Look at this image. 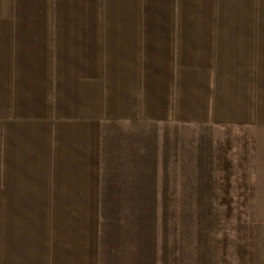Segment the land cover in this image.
<instances>
[{
  "label": "crops",
  "instance_id": "obj_1",
  "mask_svg": "<svg viewBox=\"0 0 264 264\" xmlns=\"http://www.w3.org/2000/svg\"><path fill=\"white\" fill-rule=\"evenodd\" d=\"M159 124L264 133V0H0V264H101Z\"/></svg>",
  "mask_w": 264,
  "mask_h": 264
},
{
  "label": "trees",
  "instance_id": "obj_2",
  "mask_svg": "<svg viewBox=\"0 0 264 264\" xmlns=\"http://www.w3.org/2000/svg\"><path fill=\"white\" fill-rule=\"evenodd\" d=\"M197 155L184 162L189 168L183 163L182 180L165 176L156 183L142 178L128 185L135 196L121 220V248L116 253L103 211L101 264H229L218 226L224 214L232 213L237 195L231 178L218 179L211 149L202 145ZM260 249L256 257L264 261V247ZM245 257L238 264H249Z\"/></svg>",
  "mask_w": 264,
  "mask_h": 264
},
{
  "label": "rangeland",
  "instance_id": "obj_3",
  "mask_svg": "<svg viewBox=\"0 0 264 264\" xmlns=\"http://www.w3.org/2000/svg\"><path fill=\"white\" fill-rule=\"evenodd\" d=\"M148 132L142 148L157 151L162 157L168 154L170 177L174 180L183 179L184 162L197 159L202 145L211 149L218 179L225 182L231 178L232 192L237 195L232 213L224 214L218 226L226 259L229 264H238L245 254L251 264H264L256 257L264 247V133H255L251 128L176 124L155 125ZM121 233L120 229L111 232L116 240L115 253L121 248Z\"/></svg>",
  "mask_w": 264,
  "mask_h": 264
}]
</instances>
